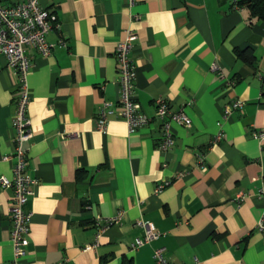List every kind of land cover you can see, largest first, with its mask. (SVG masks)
<instances>
[{
  "label": "crops",
  "instance_id": "1",
  "mask_svg": "<svg viewBox=\"0 0 264 264\" xmlns=\"http://www.w3.org/2000/svg\"><path fill=\"white\" fill-rule=\"evenodd\" d=\"M21 0H1L13 4ZM56 15L48 56L30 46L26 173L28 244L18 264H264L256 228L263 200L264 22L235 0H39ZM135 34L129 57L133 97L151 120L132 132L118 117L114 48ZM61 40V43H60ZM249 49L250 68L235 55ZM215 64L217 69L211 70ZM182 104L188 128L170 123L174 142L156 148L154 100ZM17 90L0 56V176H11V116ZM242 105L222 118L223 107ZM108 103L103 131L94 119ZM221 129V137L210 143ZM203 154L205 170L196 164ZM167 181L159 191L157 184ZM239 193L248 194L238 199ZM10 191L0 188V264H11ZM120 213L117 223L96 218ZM160 235L130 250L142 231ZM102 226V227H101ZM94 244L91 248L84 247Z\"/></svg>",
  "mask_w": 264,
  "mask_h": 264
},
{
  "label": "built area",
  "instance_id": "2",
  "mask_svg": "<svg viewBox=\"0 0 264 264\" xmlns=\"http://www.w3.org/2000/svg\"><path fill=\"white\" fill-rule=\"evenodd\" d=\"M129 3L132 0H128ZM58 28L56 15L47 7L40 4L39 0H21L13 4H2L0 0V56L5 59L6 66L14 76V85L17 90V99L14 112L11 116V152L4 156V160H10L11 176H0V188L10 191V206L8 218L10 221L9 240L11 244V264H18V260L26 253L28 244V224L30 212L25 208L28 197L31 194V187L35 180L26 173L27 157L24 143L30 138L29 119L26 115V108L29 100V92L26 85V77L29 72V58L25 53V47L30 46L42 56H48L52 45L45 41V34L52 29ZM135 34L125 30L124 36L117 41L114 48V59L116 63L118 95L117 104L120 109L118 117L126 124L127 131L132 132L138 127L146 125L151 118L140 111L139 104L133 97L134 67L132 66L129 52ZM61 43V40H60ZM211 70L217 69L215 64L210 66ZM189 102L182 104L176 110H171L169 104L162 98L154 100V118L159 121V139L156 145L158 150L169 149L174 142L170 131V123L188 128L190 119L184 112V107ZM242 105V101L234 99L228 102L222 109V118ZM108 103L102 102L95 116V127L103 131L106 126ZM221 137L219 129L210 140L215 143ZM258 142L264 141V131L259 130L253 133ZM196 164L201 170H205L203 154H196ZM167 181L157 184L154 192L159 191ZM248 194L239 193L238 199ZM258 196L263 200L261 214L256 222L257 230L263 236L264 242V185L258 189ZM120 213L109 218H96V224L102 226L117 223ZM135 225L142 231L141 236L135 237L129 244L130 250L156 239L160 232L155 230L153 225L145 220L138 219ZM101 226V227H102ZM94 244L86 245L84 248H91ZM153 258L159 264H166L161 249L156 248L152 252Z\"/></svg>",
  "mask_w": 264,
  "mask_h": 264
},
{
  "label": "trees",
  "instance_id": "3",
  "mask_svg": "<svg viewBox=\"0 0 264 264\" xmlns=\"http://www.w3.org/2000/svg\"><path fill=\"white\" fill-rule=\"evenodd\" d=\"M239 7H245L249 15L264 22V0H235ZM235 55L250 68H253L254 55L249 49L236 50Z\"/></svg>",
  "mask_w": 264,
  "mask_h": 264
}]
</instances>
